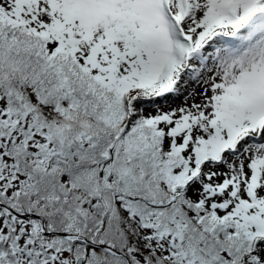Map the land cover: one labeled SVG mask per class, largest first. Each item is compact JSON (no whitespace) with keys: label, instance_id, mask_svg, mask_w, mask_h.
I'll list each match as a JSON object with an SVG mask.
<instances>
[{"label":"snow or ice","instance_id":"6c2138e0","mask_svg":"<svg viewBox=\"0 0 264 264\" xmlns=\"http://www.w3.org/2000/svg\"><path fill=\"white\" fill-rule=\"evenodd\" d=\"M0 264H264V0H0Z\"/></svg>","mask_w":264,"mask_h":264}]
</instances>
